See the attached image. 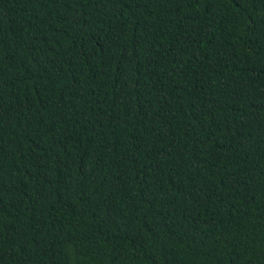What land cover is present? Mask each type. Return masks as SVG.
I'll return each mask as SVG.
<instances>
[{"label": "trees", "instance_id": "16d2710c", "mask_svg": "<svg viewBox=\"0 0 264 264\" xmlns=\"http://www.w3.org/2000/svg\"><path fill=\"white\" fill-rule=\"evenodd\" d=\"M0 264H264V0H0Z\"/></svg>", "mask_w": 264, "mask_h": 264}]
</instances>
